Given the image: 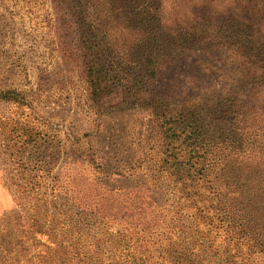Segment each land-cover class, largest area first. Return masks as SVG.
<instances>
[{"label":"trees","instance_id":"trees-1","mask_svg":"<svg viewBox=\"0 0 264 264\" xmlns=\"http://www.w3.org/2000/svg\"><path fill=\"white\" fill-rule=\"evenodd\" d=\"M71 2L90 33L83 51L92 57L84 70L92 99L111 96L116 86L122 103L149 94L143 103L160 122L161 171L174 175L184 190L185 181L193 183V201H205L203 187L210 205L191 220L122 218L128 226L117 230L107 218H70L50 199L56 189L46 184L57 176L48 172L44 158L33 156L40 142L15 136L16 129L4 131L2 153L9 157L16 203L0 218V264H264V0ZM109 21L128 42L114 84L103 76L101 46L91 38ZM176 40L201 50L235 45L253 71L226 92H216L219 98L169 114L173 103L158 88L165 71L177 64L175 56L162 54L163 46ZM2 93L1 99L15 100L13 91ZM0 127L6 130L5 124ZM134 189L138 207L145 196L142 186Z\"/></svg>","mask_w":264,"mask_h":264},{"label":"rangeland","instance_id":"rangeland-1","mask_svg":"<svg viewBox=\"0 0 264 264\" xmlns=\"http://www.w3.org/2000/svg\"><path fill=\"white\" fill-rule=\"evenodd\" d=\"M88 36L71 0H0V123L6 126L0 127V218L16 203V183L1 141L4 131L14 129L15 136L40 142L33 156L44 158L48 172L57 176L46 184L56 189L50 199L70 218H107L113 230L128 226L122 218L167 223L200 218L199 211L210 205L208 191L200 188L205 201H193V183L185 181L184 190L174 175L160 169L163 138L155 112L143 103L149 94L122 103L116 86L111 96L92 99L84 72L86 60L92 59L83 51ZM94 36L107 67L102 74L114 84L126 61V35L109 21ZM167 45L162 54L175 56L177 64L165 71L158 92L173 103L169 114L219 98L217 93L253 71L244 52L230 43L210 50L179 40ZM136 56L142 55L138 51ZM8 90L15 100L1 99ZM138 186L145 201L137 207L132 199Z\"/></svg>","mask_w":264,"mask_h":264}]
</instances>
